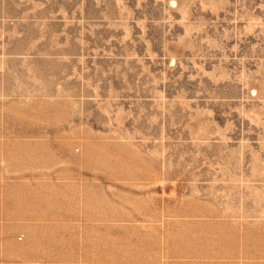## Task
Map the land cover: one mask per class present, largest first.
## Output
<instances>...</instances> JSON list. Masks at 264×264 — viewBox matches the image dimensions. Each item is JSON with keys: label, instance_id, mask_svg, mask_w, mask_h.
<instances>
[{"label": "rangeland", "instance_id": "374dc122", "mask_svg": "<svg viewBox=\"0 0 264 264\" xmlns=\"http://www.w3.org/2000/svg\"><path fill=\"white\" fill-rule=\"evenodd\" d=\"M0 264H264V0H0Z\"/></svg>", "mask_w": 264, "mask_h": 264}]
</instances>
